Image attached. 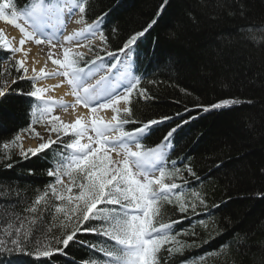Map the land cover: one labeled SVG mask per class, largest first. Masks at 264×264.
<instances>
[{
  "label": "trees",
  "instance_id": "1",
  "mask_svg": "<svg viewBox=\"0 0 264 264\" xmlns=\"http://www.w3.org/2000/svg\"><path fill=\"white\" fill-rule=\"evenodd\" d=\"M86 2L84 18L94 21L103 17L99 28L107 37L105 48L112 53L119 52L131 34L157 19L129 52L132 69L140 77L139 89L147 90L145 99L139 91L133 93V118L146 122L170 117L152 125L143 143L156 146L176 128L165 166L179 169L168 182L180 186L178 192L184 194L188 204L184 213L174 199L161 207L165 222L177 221L172 232L183 245L171 255L162 250L161 264H264V0ZM13 3L22 9L30 0ZM14 65L13 54L0 48V86L5 80L10 84L8 93L0 97V264H86L103 260V253L88 245L95 244L98 249L104 237L80 232L66 248L56 243L69 230L64 213L56 212V207L68 212L67 202L49 194L47 203L38 205L36 213L25 211L54 183L48 169L59 153L67 152L64 144L70 137H62V142L36 156L20 155L21 140L11 143L16 135L36 137L33 128L37 132V125H51L46 120L33 123V110H39L41 104L27 95L33 90V82L19 79L22 70L17 72ZM12 79H16L15 84L10 83ZM225 99L238 102L210 107ZM192 114L196 120H192ZM139 126L129 124L126 129ZM4 144L9 147L5 149ZM76 192L73 188V194ZM193 193L199 194L203 203ZM16 217L26 220V250L4 251L13 247L10 240L15 237L7 234L12 231L7 225L15 226ZM37 244L63 251L50 257L38 256Z\"/></svg>",
  "mask_w": 264,
  "mask_h": 264
},
{
  "label": "snow or ice",
  "instance_id": "2",
  "mask_svg": "<svg viewBox=\"0 0 264 264\" xmlns=\"http://www.w3.org/2000/svg\"><path fill=\"white\" fill-rule=\"evenodd\" d=\"M86 7V0H30L26 7L18 9L13 0H0V21L16 27L22 34L18 46H13L14 38L7 37L4 30L0 29V48L12 54L24 52V45L28 41H34L37 45L47 43L52 48L57 47V44L53 43L57 32L65 28L67 20L77 13L79 18L75 23L84 25L80 30L64 36L63 42L58 41L63 50L62 58H53V54L49 52L48 58L53 65L58 66L54 72L49 73L45 68H40L39 71L35 67L32 69L33 75L30 79L33 81V90L27 95L36 98L41 104L39 110H33V123L46 120L51 125L49 133H55L56 139H52L50 135L46 142L26 151L21 146L20 155L25 158L29 155L36 156L52 144L62 142L64 136H69L70 141L64 144L68 150L67 154H61L55 167L48 171L49 176L55 177V182L48 185L43 195L38 196L33 205L25 211L36 213L38 205L47 203L46 197L49 194L57 201L67 202L68 212L60 206L56 207V212L64 213V220L67 221L65 228L69 229L57 239V244L66 248L80 232L106 238L98 249L95 244L88 245L103 253L104 259L88 261L86 264H161L162 250L171 255L173 251L178 252L183 248L172 232L173 224L177 221L165 222L161 216V207L165 202L173 203L174 199L181 213L188 210L184 194L178 192L180 186L175 182H168L179 174V169H168L165 166V149L176 128L166 133L161 144L146 146L142 141L149 134L152 125L162 123L170 117L146 122L133 118V93L139 91L141 96H146L147 93L146 89H139L140 77L127 66L123 70L118 69L119 62L111 63L105 69L103 57L100 55L95 54V59L88 61L83 52L64 46L65 42L72 44L76 41L75 48H87L91 52V40L88 44H83L79 42L80 38L92 37L107 43V37L99 28L103 17L92 24H86L83 15ZM156 23L157 19H153L145 28L131 34L119 51L127 54L137 40ZM107 55L114 56L112 52ZM10 60L11 57L5 62L9 63ZM97 61L101 63L97 65ZM82 62L93 65L96 71L94 72L93 68L85 71V68L81 67ZM14 66L17 72L23 70L24 75L18 78H26L29 70L25 61L16 60ZM112 69L118 72L115 79L111 74ZM99 71L104 74L100 75L95 83H89L88 80ZM8 75L11 73L8 72ZM55 76L63 77V80L61 84L53 87L66 84L69 88L66 95L74 97V103L68 104L63 99L56 100L46 96L51 89L38 87L35 83ZM10 83L15 84L16 79H12ZM8 85L9 81L5 80L4 85L0 86V97L8 93ZM237 102L225 99L210 107L221 108ZM77 106L88 109V116H77L73 122L66 123L58 116L51 115L56 107L67 112L68 108L75 110ZM109 109L112 113L110 119L100 115V112ZM204 110L207 111L208 108ZM136 123L140 126L126 129V125ZM32 132L43 140L34 128ZM20 140V135H16L11 143L15 144ZM8 147L9 144H4L5 149ZM4 159L10 157L5 156ZM11 166L6 165L9 168ZM187 171L191 173L192 169L188 168ZM64 177L68 178V183H65ZM73 188L77 189L75 194ZM193 195L203 203L199 194ZM109 205L112 207H107ZM191 206L194 210L195 204ZM92 221L99 223L92 225ZM25 223V219L16 217L15 226L11 223L7 225V228L12 229L7 234L15 238L10 240L13 247L4 251L26 250L25 242L29 233L24 227ZM108 241L113 243L109 245ZM2 245L3 242L0 241V246ZM34 247L35 254L43 257L63 251L62 248H53L51 245L41 247L37 244Z\"/></svg>",
  "mask_w": 264,
  "mask_h": 264
},
{
  "label": "bare ground",
  "instance_id": "3",
  "mask_svg": "<svg viewBox=\"0 0 264 264\" xmlns=\"http://www.w3.org/2000/svg\"><path fill=\"white\" fill-rule=\"evenodd\" d=\"M69 21L70 20H67V24H66V27L65 28H63L62 30H60L59 32H57L56 37L53 39V43L54 44H57L58 41L59 42H63V37L64 36L71 34L73 31H77L75 29L68 28ZM7 37L14 38L13 41H15V42H19V40L21 39L19 37H14L11 34L7 35ZM81 39L82 38H80V41H81ZM76 43H77L76 41H73L72 44H68V43L65 42V45H67L68 47H73L74 50H77V51L82 52L83 51V48H78V49L75 48V44ZM49 47H51V46L49 45ZM52 49L53 50L54 49H57V47L52 48ZM28 50H31L32 51V55H29L30 58L34 61V63H32V66H34L36 64L39 69L40 68H45V70L47 72H49V73L54 72L57 69L56 67H54L53 65L49 64L48 62H45V57L40 54V52L38 51V49H36V48L29 49L28 48ZM90 68L95 69L94 66H92ZM87 70L88 69H86L85 71H87ZM98 79H99V75L93 76V77H91L88 80V82L89 83H95V81L98 80ZM61 81L62 80H60L57 76H55V77L48 78L46 80V82H44V83H41L38 80L37 81V86L39 87V86H41V84L43 86H50L51 91H48V92H50L52 95L47 92L46 93V96L51 97V98L56 99V100L63 99V101L66 102V103H68V104L74 103V97H72L71 95H66V93L69 92L68 86H66L65 84H62L60 87H53L55 85L61 84ZM55 110H56V112L58 114V117L62 121L66 122V123L73 122L76 119L77 116H84V117H87L88 116V110L87 109H84V108H78V107H76L75 110L74 109H70L69 111L65 112L62 108L56 107ZM183 114H187V113H183ZM100 115L104 116L105 119H110V117H111V114H110V111L109 110H104V111L100 112ZM174 117L176 119H178V116L177 115H175ZM191 118H192V120H196L197 119V116L192 114V117ZM185 124H187V123L185 122ZM31 142H32V145L34 146L35 145L34 142L33 141H31ZM161 143L162 142H159V143H157V145L158 144H161ZM168 151H169V146H167V148L165 149V153L168 152Z\"/></svg>",
  "mask_w": 264,
  "mask_h": 264
},
{
  "label": "rangeland",
  "instance_id": "4",
  "mask_svg": "<svg viewBox=\"0 0 264 264\" xmlns=\"http://www.w3.org/2000/svg\"><path fill=\"white\" fill-rule=\"evenodd\" d=\"M78 18H79V14L77 13V15L73 16V18L69 22L68 28H73V29H77V30H80L81 28H83L84 25L75 23V20L78 19ZM86 24H92V23H86ZM0 29H3L4 30V32L6 33V36L9 35V34H11L14 37L22 38V34L20 33L19 29H17L16 27H14L12 25H9V24L5 23L4 21H0ZM89 40H91V46H93V44H95V45L101 46L103 48L102 42L99 41V39H97V38L89 37L88 39H83L82 43L83 44H88L89 43ZM12 43H13V46H18V42L13 41ZM64 46L65 47H68L67 45H65V43H64ZM28 48L29 49H34V48L38 49V51L40 52V54L45 57V61H48L50 64H52V62L48 58L49 52H51L53 54V58H62L63 50L59 46V43H57V49H54L55 50L54 51L51 47H49V45L47 43L42 44V45H37V44H35L34 41H28V42H26L25 45H24V52L16 53L15 54V59L25 61V66L29 70L28 73H27L28 76H32L33 75L32 69L34 67L37 69V71H39V68L37 67L36 64L34 66H32V63H34V61L29 56V55H32V51L31 50H28ZM84 49L86 51H88L87 48H84ZM25 52L27 53V55H25ZM128 57H129V55L127 54V60L129 61V58ZM53 66H55L56 68L58 67L56 65H53ZM58 77H59L60 80H63V77H60V76H58ZM46 80L47 79H41L40 81L41 82H46ZM39 87H47V88H50V86H43L42 84ZM48 93H50V92H48ZM77 107L78 108H84L83 106H77ZM70 109H72V108H68L67 111H69ZM84 109H86V108H84ZM53 112H55V111H53ZM88 113H89V110H88ZM110 114H111V112H110ZM22 138H23L22 139V148L24 150L33 148V147H31L32 146V142H31L32 139L31 138H28L26 136H22ZM36 144H37V142H35V145Z\"/></svg>",
  "mask_w": 264,
  "mask_h": 264
}]
</instances>
